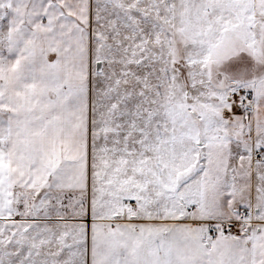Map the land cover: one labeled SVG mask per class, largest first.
Segmentation results:
<instances>
[{"label":"snow or ice","instance_id":"snow-or-ice-1","mask_svg":"<svg viewBox=\"0 0 264 264\" xmlns=\"http://www.w3.org/2000/svg\"><path fill=\"white\" fill-rule=\"evenodd\" d=\"M0 264H264V0H0Z\"/></svg>","mask_w":264,"mask_h":264}]
</instances>
